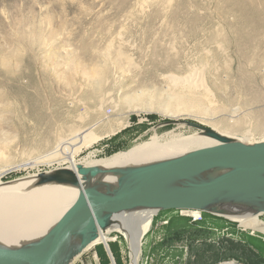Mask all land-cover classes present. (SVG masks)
Returning <instances> with one entry per match:
<instances>
[{
  "label": "rangeland",
  "instance_id": "obj_1",
  "mask_svg": "<svg viewBox=\"0 0 264 264\" xmlns=\"http://www.w3.org/2000/svg\"><path fill=\"white\" fill-rule=\"evenodd\" d=\"M190 72L215 98L183 110L168 97L184 87L169 83ZM173 118L264 141V0H0V183L70 165L56 148L88 127L102 139L77 162L196 131L171 125L156 134ZM178 217L187 218L158 211L142 250ZM109 235V247L94 244L72 264H130L125 236Z\"/></svg>",
  "mask_w": 264,
  "mask_h": 264
},
{
  "label": "water",
  "instance_id": "obj_2",
  "mask_svg": "<svg viewBox=\"0 0 264 264\" xmlns=\"http://www.w3.org/2000/svg\"><path fill=\"white\" fill-rule=\"evenodd\" d=\"M171 125L193 128L217 144L144 165L109 170L79 163L74 169L62 167L37 174L34 187L73 186L80 190L79 197L40 238L14 249L0 245V264H72L100 232L113 228L119 215L147 209L195 210L241 225L258 218L255 226L247 228L264 235V141L241 142L179 118L157 125L154 131ZM108 171L120 176L115 187L96 181ZM126 241L131 250L130 241ZM130 264H134L132 254Z\"/></svg>",
  "mask_w": 264,
  "mask_h": 264
},
{
  "label": "bare ground",
  "instance_id": "obj_3",
  "mask_svg": "<svg viewBox=\"0 0 264 264\" xmlns=\"http://www.w3.org/2000/svg\"><path fill=\"white\" fill-rule=\"evenodd\" d=\"M199 77L191 72L183 77H172L169 83L172 86H170L175 89L184 87V90L178 92H176L178 89L176 91L173 90V92L170 90L171 93H169L168 98L171 104H176L178 108L180 107L184 110L185 107L190 108L201 105V100L203 99H207L212 103L215 93L209 89L204 79ZM131 100H133L129 102L131 105L140 102L136 99ZM92 130L93 127H88L83 129L82 132L76 131L69 139L66 141L62 140L63 142L58 144L55 153L60 152L59 155H62L63 158L61 160L70 164L65 166V168L74 169L79 163L85 166H98L101 169L109 170L126 168L188 155L202 148L217 144V141L196 131L186 135L173 130L163 135H158L156 140L137 144L127 151L116 153L108 158L101 160L86 159L83 162H77L76 155L81 149L89 148L102 139L101 136L94 134ZM215 130L226 136H232L216 128ZM245 133L248 134L249 131ZM239 141L244 142L245 140L239 139ZM245 143L252 142L246 141ZM92 153L88 157H91ZM26 164L34 165L35 163L34 161L26 162L15 165L12 168ZM6 172V170L0 169V178ZM36 176L37 174L11 182L0 183V245L7 249L19 248L43 236L50 227L70 211L79 197L80 190L73 186L47 184L34 187L32 184ZM119 178L118 174L108 171L99 174L96 177V181L109 187H115ZM156 214L157 211L152 209L123 213L117 217L112 229H108L107 232H100L99 238L91 246L103 242L109 247L110 232L119 231L130 241L134 264H138V259L142 253L144 234ZM258 221V218H253L243 221L242 225L252 227Z\"/></svg>",
  "mask_w": 264,
  "mask_h": 264
},
{
  "label": "crops",
  "instance_id": "obj_4",
  "mask_svg": "<svg viewBox=\"0 0 264 264\" xmlns=\"http://www.w3.org/2000/svg\"><path fill=\"white\" fill-rule=\"evenodd\" d=\"M127 137L121 135L114 141ZM169 220L157 226L159 237L154 236V231L146 239L140 264H223L230 261L264 264V235L240 222L211 213H203V220L197 222L190 217H178L174 224H169ZM171 233H174L173 248L170 246Z\"/></svg>",
  "mask_w": 264,
  "mask_h": 264
},
{
  "label": "built area",
  "instance_id": "obj_5",
  "mask_svg": "<svg viewBox=\"0 0 264 264\" xmlns=\"http://www.w3.org/2000/svg\"><path fill=\"white\" fill-rule=\"evenodd\" d=\"M184 214L187 217L192 218L194 222L201 221L203 220V213L200 211H195V210H185V211H178ZM168 222V221H167ZM223 264H238L235 261H230V262H225Z\"/></svg>",
  "mask_w": 264,
  "mask_h": 264
},
{
  "label": "trees",
  "instance_id": "obj_6",
  "mask_svg": "<svg viewBox=\"0 0 264 264\" xmlns=\"http://www.w3.org/2000/svg\"><path fill=\"white\" fill-rule=\"evenodd\" d=\"M169 211H175V210H169Z\"/></svg>",
  "mask_w": 264,
  "mask_h": 264
}]
</instances>
